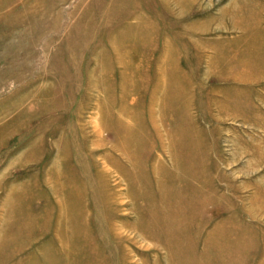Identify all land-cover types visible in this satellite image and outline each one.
Segmentation results:
<instances>
[{"label":"rangeland","instance_id":"obj_1","mask_svg":"<svg viewBox=\"0 0 264 264\" xmlns=\"http://www.w3.org/2000/svg\"><path fill=\"white\" fill-rule=\"evenodd\" d=\"M220 160L264 200V0H0V251L166 264Z\"/></svg>","mask_w":264,"mask_h":264},{"label":"crops","instance_id":"obj_2","mask_svg":"<svg viewBox=\"0 0 264 264\" xmlns=\"http://www.w3.org/2000/svg\"><path fill=\"white\" fill-rule=\"evenodd\" d=\"M219 164H222L221 160L218 163V174L216 171L209 172L212 173V176H219V181L222 184V189L217 190L219 193H216L210 185V178L209 181L206 179V185L204 180L201 182L202 184L192 186L193 190H200L201 185H205L202 196L208 202L206 208L211 206L212 209L209 214L203 210L202 225L198 228L201 231L200 234L194 239L190 236L192 240L188 241L187 245H183V243L180 246L176 245L177 249L173 251L176 258L173 260L170 257L171 254L166 252V264H264V236L260 231V225L264 223V200H261L260 203L259 184L253 185L252 182V175L256 173V169L245 168L227 171L225 168H221ZM227 172L234 175L233 181L227 177ZM239 174L246 177L243 184L237 179ZM156 175L158 178V174ZM10 233L9 238L17 240L18 233ZM52 233L51 230L44 238L53 237ZM39 243V241H33L31 242L32 245L29 244L21 249L16 247L9 253L1 250L0 264H20L21 261H26V264H36L29 259V255H32ZM58 243L61 244V240H58ZM62 249L60 245L56 248L46 249L43 255L48 254L53 257L46 258L44 261L40 257L37 262L54 264L58 256L67 253L65 249ZM35 256L38 257L36 253ZM57 262L58 264H65V260L61 261V258Z\"/></svg>","mask_w":264,"mask_h":264}]
</instances>
